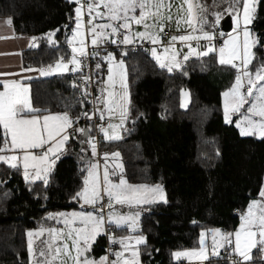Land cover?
<instances>
[{"label":"trees","instance_id":"obj_1","mask_svg":"<svg viewBox=\"0 0 264 264\" xmlns=\"http://www.w3.org/2000/svg\"><path fill=\"white\" fill-rule=\"evenodd\" d=\"M199 2L208 6L210 24L215 23L211 13L226 7H213V0ZM256 7L250 28L260 39L254 49V63L259 66L264 62V0H258ZM74 9L68 0H0V17L11 18L14 33L32 40L21 53L24 67L46 68L70 55L67 38ZM219 22L215 27L205 25L204 30L213 32ZM97 51L96 84L106 74L101 55L107 53ZM111 53L125 64L130 104L121 138L100 139L96 151L119 153L128 183L161 186L167 203L146 204L139 217L137 234L147 239L138 246L139 264H177L172 253L198 249L202 230L237 228L241 212L262 185L264 139L241 136L233 123L224 122L220 96L232 84L235 70L220 65L215 54L182 60L181 69L169 72L149 52H131L129 45ZM77 75L67 72L29 82L35 108L81 118L72 126L75 137L70 136L47 173V186L43 180L26 182L22 169L0 163V264H27L26 233L50 225L49 214L77 207L72 197L83 185L82 157L88 156V148L76 129L87 128V138L91 135V123L82 116L85 111L90 114V105L81 106L79 90L72 85ZM182 88L189 93L185 109L179 106ZM110 230L117 237L130 235L125 227ZM96 244L104 252L103 235ZM211 264L228 263L217 259ZM243 264H264V257L255 249L252 259Z\"/></svg>","mask_w":264,"mask_h":264},{"label":"snow or ice","instance_id":"obj_2","mask_svg":"<svg viewBox=\"0 0 264 264\" xmlns=\"http://www.w3.org/2000/svg\"><path fill=\"white\" fill-rule=\"evenodd\" d=\"M68 2L76 5L75 27L71 29V35L67 38L71 49L70 55L58 59L55 65L37 69L41 76L55 71L82 72L86 59L100 55L98 51H89L88 38H90L91 46L95 48H99L104 43L130 44L136 37L150 40L155 45L161 42V34L167 27L165 21L173 20L170 14L172 8L170 0H68ZM220 4L226 7L222 12L211 13L215 23L210 24L207 5L201 4L199 0L195 2L183 0L178 7V12L181 14L176 17L175 22L178 30L181 25H186L191 32L169 38L168 46L164 48L165 53H170L169 62H162L155 48L151 50L152 55L161 68H167L171 72L174 68H182L180 60L177 59L181 55L183 61H187L193 55L199 58L215 54L220 65L235 70L234 82L222 94L225 123H233L232 117L238 115L239 119L235 121V126L239 129L241 136H258L264 139V62L255 66L257 55L254 49L259 47L260 39L249 27L255 19L258 0H219V3L213 0V7L218 8ZM184 5H187L186 12ZM165 9L169 11L168 15H165ZM224 14L229 15L234 22V35L224 40L223 45L217 49L211 43L213 34L205 31L204 26L215 27ZM5 23L11 25V18ZM133 25L141 26L144 30L134 31ZM196 32H199V35L192 34ZM54 35V32L49 34L50 41ZM201 39L209 42L203 46L202 51L199 50L202 47L199 43L195 48L190 43L192 40L199 42ZM177 41L184 43L188 48L186 54L176 50ZM102 59L108 62L109 75L104 82L105 86L100 90L101 95L95 97L94 102L103 104L102 108L97 109L100 112V119H104L105 111L111 115L119 110L121 124H123L127 117V105L130 104L124 64L123 61L115 62L111 52ZM96 67L99 69L101 65L98 63ZM26 71H33V69H26ZM82 79L87 85L91 77L82 76ZM0 83H2L0 163L17 171L22 168L26 182L43 180L47 186V173L59 159L58 153H61L67 144L70 135L68 129L81 117L77 116L73 120L68 112L37 115L36 113L42 110L33 106L30 89L27 86L19 81ZM73 86L79 87L75 84ZM90 94L85 87L82 93L84 99L80 101L81 106ZM182 95L187 94L182 93ZM181 107H186L183 101ZM82 116L89 120L93 118L87 111L83 112ZM116 127L119 125H108V129ZM108 129L100 127L107 139H120L115 134L109 136ZM77 131L84 134L89 129H77ZM85 142L91 146L93 155H96L95 139L89 137L82 141V143ZM108 157L109 154H105L102 176L96 163L81 170L87 175L83 180L82 189L72 197V200L77 203L83 202L81 207L90 206L92 211L49 214L46 217L47 220H54L63 227L42 226L36 233L32 231L27 233L28 252L34 264H66L67 261H71L72 264H139L138 246L147 243L146 237L137 235L134 238H117L109 234L106 225H114L116 228L127 226L135 231L140 213L126 215L111 210L115 208V205L133 207L155 203L158 202V196L164 203H167V200L159 185L153 187L131 185L123 176L118 182L112 181L110 176H115L117 173L115 170H109ZM111 157L118 158L119 153H112ZM116 168L122 170V165L117 163ZM258 196L260 199L252 200L247 209L240 214L241 224L234 233H224L220 229L201 232L198 249L176 251L172 253L173 257L177 260L187 257L207 261L213 256L218 257L220 249L231 247V254L242 257L240 264H243L244 261L252 259L253 248L264 252V187L260 189ZM105 198H107L106 202ZM105 209L110 210L107 215ZM45 233L47 237L40 240V246L34 248L33 237H43ZM209 233L212 237L210 250L206 244ZM100 235H107L109 244H119L121 250L113 251L110 247L109 254L100 257L99 260L90 258L87 253L91 251L92 244ZM126 252H130L131 259L125 255ZM110 256H114L115 259H110ZM231 264H238V262L232 261Z\"/></svg>","mask_w":264,"mask_h":264},{"label":"rangeland","instance_id":"obj_3","mask_svg":"<svg viewBox=\"0 0 264 264\" xmlns=\"http://www.w3.org/2000/svg\"><path fill=\"white\" fill-rule=\"evenodd\" d=\"M170 2H171V4H172V8H171L170 14L173 16V20H172L171 22H167V21H165V23L167 24V27H166V28L170 31L171 36H173V35H178V36H180V35H184V34H186V33L191 32V29H188V28L186 27V25H181L180 28H179V30H178V29H177L176 22H175V21H176V17H177L178 15L181 14V13L178 12V7L183 3V0H170ZM193 2H195V0H193ZM75 7H76V5H75ZM184 8H185V12H186V10H187V5H184ZM168 14H169V11H168L167 9H165V15H168ZM74 16H75V15H74ZM230 18H231V17H230ZM231 24H232V27H231V29H230L228 32L224 33V32H222V31H220V30H218V31L216 32V35H218V37L222 38V39H223V42H224V40L228 39L231 35H234V32H233V29H234V22H233L232 18H231ZM74 27H75V22H74L72 28H74ZM249 27H250V25H249ZM133 29H134V31H143V30H144L141 26H138V25H133ZM196 33H197V32H196ZM212 34H213V33H212ZM70 35H71V34H70ZM171 36H169V37L165 40L166 43H165L164 45H160V47L163 49V53H165L164 48L168 46L169 38H170ZM213 37H214V35H213ZM113 38H116V37H113ZM120 39H122V37H120ZM134 39L147 42V43L149 44V46H152V47H151L152 49L155 47V45L152 44L150 40H147V39H144V40H143V39H140V38H138V37H136V38H134ZM134 39H133V40H134ZM134 41H135V40H134ZM177 42H179V41H177ZM133 43H134V42H133ZM180 43H182V42H180ZM182 44H183V43H182ZM32 45H33V43H32ZM34 45H35V44H34ZM184 47H185V46H184ZM175 48H176V47H175ZM216 48L218 49L219 47H216ZM176 50H177V49H176ZM200 50L202 51V50H204V48H201ZM181 51H182V50H181ZM70 52H71V49H70ZM184 52L187 53V51H182L183 54H186V53H184ZM161 59H162V58H161ZM155 61H156V63L159 65V63L157 62V60H155ZM161 61L164 62L163 60H161ZM54 65H55V64H54ZM159 66H160V65H159ZM69 67H72V66L69 65ZM165 69H167V68H165ZM174 69H175V68H174ZM63 73H67V72L55 71V72L49 74L48 77H50V76H52V75L63 74ZM233 82H234V80H233ZM233 82H232V83H233ZM230 86H231V85H230ZM230 86H229V87H230ZM229 87H228V88H229ZM228 88L221 92L220 100H221L222 108H223V106H224V97H223L222 94H223L226 90H228ZM182 93H186L187 95H182ZM182 101L186 104V107H187V104H188V101H189V93H188V90L185 89V88H182V89L179 90V106H180V108L185 109L186 107H181V102H182ZM223 119H224V111H223ZM232 119H233V125L235 126V121L239 119V116H238V115H234V116L232 117ZM125 120H126V119H124L123 124H121V117H112V118L110 119V123H109V124H112V125H119V127H116V128H114V129H108V126H107L106 129H108V135L111 136V135L115 134V135H118V136L121 138V130H122V128H123V125H124V123H125ZM224 122H225V120H224ZM109 124H108V125H109ZM235 127H236V126H235ZM236 128H237V127H236ZM77 129H79V128H77ZM77 129H76V130H77ZM237 129H238V128H237ZM238 131H239V129H238ZM77 132H78V131H77ZM239 133H240V131H239ZM70 136H71V137H75V135H73V134H71ZM253 137L258 138V136H253ZM100 139H101V140H104V141L117 140V139H107V138L105 137L104 132H102V131H101ZM86 146H87V148H88V158H87V157H84V156L82 157V159H83V165H82L83 169L87 168V167H88L90 164H92V163H96V164H98V166H99V167H98V171L100 172V174H101V176H102V173H103V170H104V166H105V153H100V154H99V153H97V151H96V155H93L91 146H90L88 143H86ZM111 154H112V153H109V157H108V167H109V170H110V171H111V170H115L117 174H116L115 176H110V179H111L112 181H114V182H118V181H119V178H120L121 176H123V175H122V170H121L120 168H116V164L119 163V164L121 165V162H120V159H119V158H113V157H111ZM86 175H87V173L84 172L83 180H84V178H85ZM123 178H124V177H123ZM129 184H131V185H147V186H149V187L156 186V184H134V183H129ZM82 187H83V185H82ZM262 187H264V175H263V178H262V185H261V188H262ZM261 188H260V189H261ZM81 189H82V188H81ZM81 189H80V190H81ZM163 196L165 197L164 191H163ZM254 199H260V197L258 196V194H257V196H256L255 198L251 199V200L247 203V205L244 207L243 211H245V210L247 209V206H248V205L252 202V200H254ZM157 201L160 202V201H163V200H161V199L159 198V196H158V197H157ZM75 203H76V205H77L76 208L69 209V210H59V211L53 212V213H51V214H56V213H60V212L71 213V212H73V211H76V212H82V211H83V212H87V211H92V210H93L90 206H87V205H85L84 207H81V204L83 203L82 201H81L80 203H77V202H75ZM145 205H146V204L139 205V206H133V207H129V206H126V205H125V206L115 205V208L112 209L111 211H114V212H116V213H124V214H126V215H133V214H135L136 212H139L140 215H141V213H142L143 210H144V206H145ZM108 211H110V210H109V209H105V214H106V215H107ZM243 211H242V212H243ZM242 212H241V213H242ZM140 215H139V217H140ZM139 217L137 218V223H136V225H135V231L131 230V229L128 228L127 226H124L125 228H127V230L129 231L131 237H133V238H134L135 236L138 235L137 232L139 231ZM239 217H240V216H239ZM50 221H51V224H50V225H46V226H43V227H63V225H61V224H57L56 221H54V220H50ZM240 224H241V220H240V223L238 224L237 228H236L235 230H233V231H229V232H224V231H222V230H221V231L224 232V233H234V232L240 227ZM106 226H107L109 229L115 227L114 225H106ZM40 228H41V227H39V228H37V229H34V230H30V231H32L33 233H36V232H38V231L40 230ZM215 229H216V228H215ZM28 232H29V231H28ZM28 232H27V233H28ZM201 232H208V230H202ZM27 233H26V250H27V252H26V263H27V264H34V261H33V259L30 257V254H29V252H28V240H29V237H28ZM100 236H102V235H100ZM100 236H98V237L96 238L95 242L92 244L91 251H90L89 253H87V255H88L90 258L94 259V260H99L100 257L106 255L105 252H102V251L99 250V246H97V244H96V241H97V239H98ZM46 237H47V233H45L43 237H35V236H34V237H33V246H34V248H36L37 246H40V240H41V239H44V238H46ZM133 240H134V239H133ZM211 242H212V237H211V234L209 233V235L207 236V239H206V244L209 246V250H210ZM233 246H234V245H233ZM255 249L258 251L259 256L263 258V257H264V252L259 251L258 248H253V249H252V252L255 251ZM221 250H222V249H220L219 251L221 252ZM118 251H119V250H118ZM125 255H126V256H129V258L131 259L130 252H126ZM241 258H242V257H241ZM110 259H115V257H114V256H110ZM182 259H189V258H187V257H182L180 260H182ZM173 260H174L175 262L180 261V260L175 259L174 257H173ZM244 262H246V261H244ZM66 264H72V262H71V261H67Z\"/></svg>","mask_w":264,"mask_h":264},{"label":"crops","instance_id":"obj_4","mask_svg":"<svg viewBox=\"0 0 264 264\" xmlns=\"http://www.w3.org/2000/svg\"><path fill=\"white\" fill-rule=\"evenodd\" d=\"M7 20H8L7 18L0 17V82H8V83H10L12 81H19L21 84H23L24 86H27L29 88V82L31 80L44 79V78H47L49 75L41 76L39 71H37V69H40V68H38V67H24L22 65L21 53H22L23 50H25L27 47H29L31 45L32 40H31L30 37H27V36H18V35H16L14 33L13 29H12V26L7 24V23H5V21H7ZM216 32L217 31L214 30L213 32H210V33L211 34L213 33V35H215ZM192 34L193 35H199V32L192 33ZM176 36H178V35H176ZM134 40L135 41H139V42H145V41L136 40V39H134ZM134 40H133V42H134ZM202 41H206V40L201 39L199 42H202ZM87 42H88V45L93 48V52H97L98 48H95V47L91 46L90 38H88ZM133 42L130 43V44L121 43L120 45L128 46V45L133 44ZM199 42H197L196 40L190 41V43L192 44V46L194 48L197 46V43H199ZM145 43H147V42H145ZM183 46H185L184 43H183ZM151 47L152 46H149V53L153 57L152 51H151L152 50ZM154 48L157 51V55H159L162 58L161 60H163L164 62H169L170 61V53H163V49L160 46H158L157 44H155ZM185 48H186V50L188 52V48L186 46H185ZM201 48H204V47H201ZM184 53H186V52H184ZM105 55H107V53L101 55V57H103ZM194 56L195 55H193L191 57H194ZM177 59L180 60V62H181L183 60L182 59V55L177 57ZM119 61H121V60L118 59V58H115V62H119ZM123 64H124V62H123ZM26 69H33V71H26ZM124 69H125V64H124ZM108 75H109V73H108V62H106V74L103 77V79L100 81V83L97 84L98 89H99L98 93H97V96L101 95V91L100 90H101L102 87L105 86L104 82L107 81ZM0 90H2V83H0ZM117 90L119 91V87L118 86H117ZM98 104H99V108L103 107L102 103L98 102ZM48 113L56 114V113H52V112H40V113H36V114L37 115H43V114H48ZM99 114H100V112H99ZM104 117L108 118V124H109L110 123V119L112 117H121V113H120L119 110H117L113 114L109 115L105 111ZM108 124L106 125L105 129L107 128ZM70 135H69V138H70ZM37 151L39 152V150H37ZM40 154H42V153H40ZM22 171H23V169H22ZM193 259H196V258L182 259V260H193Z\"/></svg>","mask_w":264,"mask_h":264},{"label":"built area","instance_id":"obj_5","mask_svg":"<svg viewBox=\"0 0 264 264\" xmlns=\"http://www.w3.org/2000/svg\"><path fill=\"white\" fill-rule=\"evenodd\" d=\"M85 19H87V17H85ZM216 31H218L219 29H215ZM171 35L170 31L165 28V31L161 34V42L159 44H157L158 46L160 45H164L166 43V39ZM209 42L208 41H202L199 42V45L206 46ZM215 47H220L223 45V39L218 37V35H214V38L211 42ZM122 45H116V44H111V43H104L101 44L99 46L100 49L104 50L105 52L109 53V52H113L116 49H118L119 47H121ZM175 47L177 50H182V51H187L186 48L183 46L182 43L180 42H176ZM130 51L131 52H136L138 50L143 51L144 53H148L149 52V45L148 43L145 42H139V41H134L133 44L129 45ZM89 51L93 52V48L89 46ZM94 58L89 57L88 59H86L84 61V68L82 72H78V75L76 77V80L72 83V85H78L79 87H74L77 88L79 90V94H78V98L80 99H84L82 93L84 88L86 87L88 92L91 93L88 97H87V101L85 103H88L90 105V114L93 116V118L90 121L91 123V138L95 139L96 142V148L98 147L99 141H100V136H101V130L100 127L105 128L106 125L108 124V118L104 117V119H100V114L99 111H97V109L99 108V104L98 102H94L95 101V97L97 96L98 93V86L95 83V79L93 77V63H94ZM82 76H89L91 77L90 81L88 82L87 85H85L84 80L82 79ZM73 132V128H69L68 129V133L72 134ZM105 198V202H106ZM234 213L237 214V210H234ZM109 234L112 235L111 230L106 226ZM119 237H131V235H123V236H119ZM117 237V238H119ZM103 239H104V252L106 255L109 254V248L111 247V249L113 251H118L121 250V246L119 244H109V240H108V236L107 235H103ZM133 244H134V240H133ZM110 258V257H109ZM217 259L221 260L222 262H227L228 264H231L232 261H237L238 264H240V262L242 261V258L239 255H235V254H231V247H227L225 249H223L220 253V255L217 256H213L210 258V260L207 261H200L198 259H193V260H180L177 262V264H211L212 262H215Z\"/></svg>","mask_w":264,"mask_h":264},{"label":"water","instance_id":"obj_6","mask_svg":"<svg viewBox=\"0 0 264 264\" xmlns=\"http://www.w3.org/2000/svg\"><path fill=\"white\" fill-rule=\"evenodd\" d=\"M231 18L229 15H225L219 22V27L218 29L224 33L228 32L231 29ZM87 129V128H84ZM81 138H83V141L87 139V132L82 134L81 133ZM88 158V156H86Z\"/></svg>","mask_w":264,"mask_h":264}]
</instances>
